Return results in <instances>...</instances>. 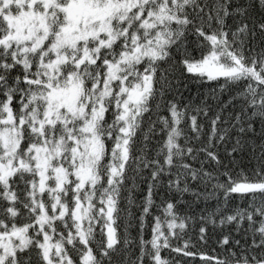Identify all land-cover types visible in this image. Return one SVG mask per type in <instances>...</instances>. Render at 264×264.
<instances>
[{
	"label": "snow or ice",
	"instance_id": "6c2138e0",
	"mask_svg": "<svg viewBox=\"0 0 264 264\" xmlns=\"http://www.w3.org/2000/svg\"><path fill=\"white\" fill-rule=\"evenodd\" d=\"M0 264H264V0H0Z\"/></svg>",
	"mask_w": 264,
	"mask_h": 264
},
{
	"label": "trees",
	"instance_id": "16d2710c",
	"mask_svg": "<svg viewBox=\"0 0 264 264\" xmlns=\"http://www.w3.org/2000/svg\"><path fill=\"white\" fill-rule=\"evenodd\" d=\"M195 85H191V88L193 89V91H195ZM120 232H123V227L120 228ZM149 235H150V230H149Z\"/></svg>",
	"mask_w": 264,
	"mask_h": 264
}]
</instances>
